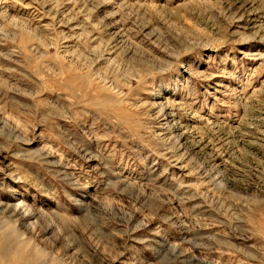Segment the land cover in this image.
<instances>
[{
    "label": "rangeland",
    "instance_id": "374dc122",
    "mask_svg": "<svg viewBox=\"0 0 264 264\" xmlns=\"http://www.w3.org/2000/svg\"><path fill=\"white\" fill-rule=\"evenodd\" d=\"M5 242L264 264V0H0Z\"/></svg>",
    "mask_w": 264,
    "mask_h": 264
},
{
    "label": "bare ground",
    "instance_id": "6f19581e",
    "mask_svg": "<svg viewBox=\"0 0 264 264\" xmlns=\"http://www.w3.org/2000/svg\"><path fill=\"white\" fill-rule=\"evenodd\" d=\"M6 243V242H5ZM0 246V264H45L35 263L34 257L26 256L24 251L14 247L11 244L6 243ZM16 249V256H13V252ZM36 260V259H35Z\"/></svg>",
    "mask_w": 264,
    "mask_h": 264
}]
</instances>
